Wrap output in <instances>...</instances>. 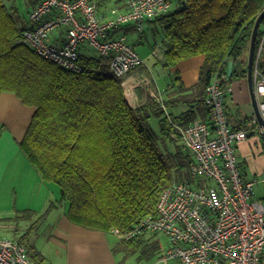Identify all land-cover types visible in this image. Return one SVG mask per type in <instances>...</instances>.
Returning a JSON list of instances; mask_svg holds the SVG:
<instances>
[{"label": "trees", "instance_id": "16d2710c", "mask_svg": "<svg viewBox=\"0 0 264 264\" xmlns=\"http://www.w3.org/2000/svg\"><path fill=\"white\" fill-rule=\"evenodd\" d=\"M38 2L0 0V93L11 91L35 107L21 147L42 179L59 187L58 201L66 203L70 221L110 233L129 229L156 215L160 194L173 181L204 184L205 179L191 173L195 156L184 148L179 127L201 119L199 112L208 116L203 97L214 77L226 89L238 72L247 73L242 56L250 49L264 0H171L168 11L146 19L159 24L163 33L161 45L152 48L163 70L194 56L204 60L195 85L187 87L178 73H172L160 95L136 107L130 104L122 79L111 72L107 56L88 54L84 46H89H81L82 70L75 73L20 42ZM144 26L139 31L125 24L110 37L125 36L135 48L139 42H132L130 34L140 38ZM263 39L264 18L255 62ZM230 61L238 66L231 74ZM258 69L264 73V53ZM152 118L158 119V130L151 126ZM159 234L149 232L122 242L160 259L166 247ZM25 238L17 240L25 244ZM28 254L45 264L41 256Z\"/></svg>", "mask_w": 264, "mask_h": 264}, {"label": "built area", "instance_id": "2783aa9c", "mask_svg": "<svg viewBox=\"0 0 264 264\" xmlns=\"http://www.w3.org/2000/svg\"><path fill=\"white\" fill-rule=\"evenodd\" d=\"M171 7V0H126L123 9L114 8L105 17L96 0H39L29 14L32 26L20 42L75 73L82 70L79 47L88 44L107 56L111 72L123 78L144 61L127 37H110L111 31L125 24L142 30L146 19ZM60 27L66 29V38L57 46L50 42V34ZM263 45L264 39L258 49L254 83L264 117V73L258 69ZM225 93L214 77L203 97L211 124L196 119L179 127L184 148L195 156L191 173L206 182L173 181L161 192L156 215L132 228L111 231L124 241L149 232L164 234L169 244L157 264H264V198L256 197L257 178L243 176L236 151L249 131L264 133V126L253 116L246 128H232ZM0 264L38 263L25 244L4 236L0 228Z\"/></svg>", "mask_w": 264, "mask_h": 264}, {"label": "crops", "instance_id": "0c3cea01", "mask_svg": "<svg viewBox=\"0 0 264 264\" xmlns=\"http://www.w3.org/2000/svg\"><path fill=\"white\" fill-rule=\"evenodd\" d=\"M96 3L99 12L107 17L112 8H123L125 0H96ZM27 20V26H30L29 16ZM150 21L145 22L144 30L155 25L152 20ZM145 33L144 31V35L136 40L143 42L146 38ZM50 41L55 45H62L65 41V30L63 28L54 30L50 35ZM156 45L159 43H155L151 48ZM159 56L162 57V54ZM141 57L144 64L134 69L126 77L128 78V85L131 79H135L136 75L140 74L143 76L141 81L149 80L152 88L149 89V92L143 86L130 88L128 100L130 99L129 102L135 106L145 103L150 96L160 95L167 86L168 77L172 73H178L187 87L195 85L199 80L200 67L204 60V56H194L179 62L170 69L163 70L158 62V57L151 52H145ZM242 61L248 63L245 53L242 56ZM150 63H153L154 67ZM234 66L238 67L233 62ZM156 67L158 68V77L154 73ZM244 68L247 70V64ZM238 69L242 70L243 64L239 65ZM241 73V71L238 72L228 83L225 94L226 111L229 123L233 128L245 127L251 116L256 114L247 76L248 72L244 75ZM184 108L185 106H182L180 109ZM34 112L35 107L24 104L15 93L11 91L0 93V210L4 207L13 206V203L6 202L10 197L15 198L16 206L20 210H37L36 206L33 205L36 201L34 199L39 198L38 192H41L43 186L49 185L42 179L21 147V140L27 132ZM199 117L209 121V117L202 112H199ZM236 151L242 174L246 179H256L264 174V133L249 132L247 139L237 145ZM257 187L256 185V197L264 198L258 195ZM64 218L66 220L64 219L58 225L57 237L61 240L62 248L66 251V264H119L113 254L116 247L112 245L111 239L107 235L113 233L92 230L75 224L68 218L67 210H65ZM0 228L4 236L7 237H10L12 231H16V229L12 230V226H8L9 229ZM25 244L28 252L32 253L30 245ZM39 255L45 258L44 253L40 250ZM49 264L57 263L50 262Z\"/></svg>", "mask_w": 264, "mask_h": 264}, {"label": "rangeland", "instance_id": "374dc122", "mask_svg": "<svg viewBox=\"0 0 264 264\" xmlns=\"http://www.w3.org/2000/svg\"><path fill=\"white\" fill-rule=\"evenodd\" d=\"M21 5L22 9L25 8L24 2H22ZM159 27L160 25L157 24L156 26L153 25L150 29L146 30L145 40L136 44L135 48L138 53L141 54V56H143V53L145 52L153 53L151 47L155 43L158 42L161 45L163 33L158 30ZM135 34L136 33L130 34V39L134 43H136L137 39V35ZM89 47L84 46V48L86 49V53L92 54L97 52L93 47ZM245 54L247 59H249V51L248 53L246 51ZM153 63H150L152 67H154ZM155 69V76L158 77V68L156 67ZM127 83L128 78H122V85L124 86V90L126 92L127 97L129 90H131L133 87L143 86L148 92L149 89L152 88L150 84L151 82L149 80L141 81V78L139 77L131 79L129 85ZM130 104L136 107L131 102ZM150 124L156 130L159 129V121L157 118H152L150 120ZM246 127L247 125L243 128ZM257 186L258 195L260 197H264V174L257 178ZM58 188L59 187L54 183H49V185H46V187H42L41 192H38L39 198L34 199L36 201L33 205L36 206L37 210H20L16 206V200L13 197H10L11 199L9 198V200H6V202L8 203H13V206H11L10 208L4 207L2 208V210H0V227L8 228V226H12V230L16 229V231H12L10 233V237H13V239H20L23 236L28 237L27 239L25 238V240L26 243L30 245V250L32 251L33 255L37 258H40L39 250L42 251L45 255V258H43V260L46 264H49L50 262L57 264H66L67 258L66 251L62 248L63 244L60 242L61 240L57 237L58 225L65 219L64 214L65 210H67L65 205L66 203H60L58 201ZM11 193L10 195H13ZM53 203H55L57 206H51ZM107 235L110 237L112 245L116 247V251L113 252V254L119 264L158 263V258L156 256L152 258L147 257L142 247L135 248L129 246L127 243L122 242L116 235L109 233ZM158 237L161 238V240L164 242L163 247H167L168 241L165 236L159 234Z\"/></svg>", "mask_w": 264, "mask_h": 264}, {"label": "water", "instance_id": "95a60500", "mask_svg": "<svg viewBox=\"0 0 264 264\" xmlns=\"http://www.w3.org/2000/svg\"><path fill=\"white\" fill-rule=\"evenodd\" d=\"M264 18V10L262 11V13L258 16L254 28H253V32L251 35V42H250V49H249V59H248V66H247V76H248V80H249V86H250V91H251V95H252V100H253V104L255 106V112L256 115L259 119L260 124H262L264 126V118L262 117L259 108H258V101L256 99L255 96V92H254V85H253V69H254V62H255V47H256V40L258 37V32H259V28L260 25L262 23V20ZM233 71V61L229 62V68H228V72L229 74H231Z\"/></svg>", "mask_w": 264, "mask_h": 264}, {"label": "bare ground", "instance_id": "6f19581e", "mask_svg": "<svg viewBox=\"0 0 264 264\" xmlns=\"http://www.w3.org/2000/svg\"><path fill=\"white\" fill-rule=\"evenodd\" d=\"M126 1V0H125ZM97 4V3H96ZM114 8H119V7H114ZM114 8H112V9H114ZM98 9V8H97ZM111 9V10H112ZM120 9H123V8H120ZM110 10V11H111ZM99 11V10H98ZM110 13V12H109ZM30 14V13H29ZM29 20H30V18H29ZM31 22V21H30ZM31 26H32V23H31ZM121 27V26H120ZM119 27V28H120ZM135 27V26H134ZM60 28H63L64 30H65V38H66V29L64 28V27H60ZM29 29V28H28ZM58 29V28H57ZM137 29V28H136ZM138 30V29H137ZM140 31V30H139ZM52 34V33H51ZM50 34V35H51ZM51 42V41H50ZM52 43V42H51ZM63 45V44H62ZM62 45H57V46H62ZM83 45H88V44H83ZM83 45H81V46H83ZM80 46V47H81ZM88 46H90V45H88ZM79 47V48H80ZM95 49V48H94ZM135 49V48H134ZM96 50V49H95ZM136 50V49H135ZM97 51V50H96ZM137 51V50H136ZM36 52V51H35ZM138 52V51H137ZM97 53H99L98 51H97ZM139 54V53H138ZM140 55V54H139ZM141 57V56H140ZM142 58V57H141ZM143 59V58H142ZM49 60V59H48ZM109 61H110V59H109ZM144 61V60H143ZM55 63V62H54ZM110 63V62H109ZM144 64V63H143ZM254 64H255V66H254V69H253V85H254V92H255V96H256V99H257V101H258V98H257V95H256V89H255V83H254V72H255V69H256V64H257V58H256V62H254ZM141 67V66H140ZM66 69V68H65ZM136 69V68H135ZM68 70V69H67ZM134 70V69H133ZM133 70H131L130 71V73L127 75V76H129L130 74H131V72L133 71ZM70 71V70H69ZM143 74H144V72H142ZM126 76V77H127ZM137 77H139V78H141V77H143V76H140V74H138V75H136ZM126 77H123V78H126ZM122 79V78H121ZM128 84V83H127ZM226 90V89H225ZM227 91V90H226ZM226 94V93H225ZM225 107H226V103H225ZM258 108H259V111H260V107H259V102H258ZM227 112V111H226ZM261 113V112H260ZM262 115V114H261ZM228 116V115H227ZM253 116H256L257 117V115L255 114V115H253ZM253 116H251V118L253 117ZM263 117V116H262ZM250 118V119H251ZM258 118V117H257ZM264 118V117H263ZM249 119V120H250ZM196 120V119H195ZM249 120H248V122H249ZM259 120V119H258ZM228 121H229V119H228ZM248 122H247V124H248ZM190 124V123H189ZM230 124V123H229ZM262 125V124H261ZM231 126V125H230ZM232 127V126H231ZM233 128V127H232ZM234 129H238V128H234ZM253 131H256L257 132V130H252V131H249V132H253ZM260 133V132H259ZM249 134V133H248ZM248 137V136H247ZM247 139V138H246Z\"/></svg>", "mask_w": 264, "mask_h": 264}]
</instances>
